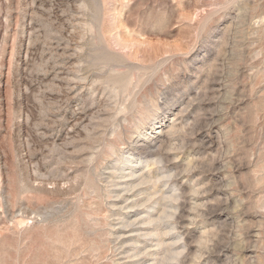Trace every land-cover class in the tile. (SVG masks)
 Returning a JSON list of instances; mask_svg holds the SVG:
<instances>
[{
    "label": "rangeland",
    "instance_id": "1",
    "mask_svg": "<svg viewBox=\"0 0 264 264\" xmlns=\"http://www.w3.org/2000/svg\"><path fill=\"white\" fill-rule=\"evenodd\" d=\"M0 264H264V0H0Z\"/></svg>",
    "mask_w": 264,
    "mask_h": 264
},
{
    "label": "bare ground",
    "instance_id": "2",
    "mask_svg": "<svg viewBox=\"0 0 264 264\" xmlns=\"http://www.w3.org/2000/svg\"><path fill=\"white\" fill-rule=\"evenodd\" d=\"M119 74V73H118ZM113 82H112V84H113V88H114V91L117 93V92H119V91H124L125 92V90L127 89V86H128V82H129V80H128V78H127V76H122L121 77V75H116L115 74V77H113ZM123 79V80H122ZM122 109H119L117 112H116V115L118 114V112H120ZM124 110V109H123ZM89 118V117H88ZM109 118H111L112 120H116V117H115V115L114 114H111L110 113V116H109ZM87 119V118H86ZM88 123V122H87ZM100 138V137H99ZM119 139V138H118ZM95 146V145H94ZM90 147V146H89ZM93 146H91V148H92ZM87 149V148H86ZM93 149H94V147H93ZM95 151H88V152H85L84 153V155H83V160L85 161V162H88V163H90V162H92L93 161V158H94V155H95ZM87 170V169H86ZM74 178V177H73ZM65 179V178H64ZM85 179V178H84ZM69 181H71V180H69ZM68 182V181H67ZM24 188V187H23ZM64 189V188H63ZM31 212V211H30ZM32 212H35V214H38V212L37 211H32Z\"/></svg>",
    "mask_w": 264,
    "mask_h": 264
}]
</instances>
